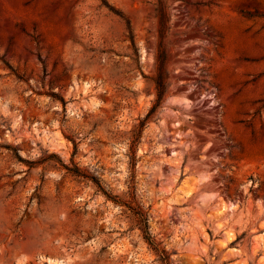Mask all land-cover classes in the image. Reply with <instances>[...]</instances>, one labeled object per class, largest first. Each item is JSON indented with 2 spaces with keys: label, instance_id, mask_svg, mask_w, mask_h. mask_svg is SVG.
I'll return each instance as SVG.
<instances>
[{
  "label": "rangeland",
  "instance_id": "rangeland-1",
  "mask_svg": "<svg viewBox=\"0 0 264 264\" xmlns=\"http://www.w3.org/2000/svg\"><path fill=\"white\" fill-rule=\"evenodd\" d=\"M130 149L168 264H264V0H0V264H161L64 168L128 200Z\"/></svg>",
  "mask_w": 264,
  "mask_h": 264
},
{
  "label": "trees",
  "instance_id": "trees-1",
  "mask_svg": "<svg viewBox=\"0 0 264 264\" xmlns=\"http://www.w3.org/2000/svg\"><path fill=\"white\" fill-rule=\"evenodd\" d=\"M207 5L210 6L211 3L209 2ZM157 13L159 16V34L160 37H162V34L165 32L166 15L165 12L163 11V8L157 11ZM241 13L246 18L263 17V14H261L258 10H255L254 12L243 10L241 11ZM156 62H157V68H156V75L154 77L155 99L146 115V119L149 118L156 111L157 108H159L163 100V97L165 95V89H166L165 71H164L165 54L164 51L162 50V45L159 46ZM74 151H76L75 144H74ZM135 164H136V156L134 151L130 149L129 167H130L131 175L129 177V182H128L129 184L128 192H127L128 200H122L117 196H111L101 187L100 181L97 178L88 177L77 167H74V169H69L68 167L64 166V168L66 169L67 173H71L75 177L91 180L92 183L96 186L97 191L102 193L107 201H111L113 204L119 206L120 208L128 212L131 219L134 222L135 227H137L138 230L140 231L144 242L155 253V255H157L158 260L161 262V264H168L169 257L167 252L159 246V243L155 241V239L152 237L149 231L147 211H145L141 207V205L137 203L135 200V189L133 187Z\"/></svg>",
  "mask_w": 264,
  "mask_h": 264
}]
</instances>
